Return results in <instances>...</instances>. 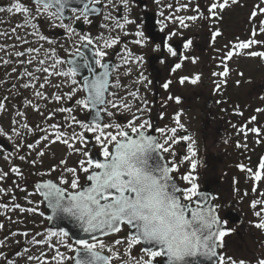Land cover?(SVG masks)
Listing matches in <instances>:
<instances>
[{
    "label": "snow or ice",
    "instance_id": "1",
    "mask_svg": "<svg viewBox=\"0 0 264 264\" xmlns=\"http://www.w3.org/2000/svg\"><path fill=\"white\" fill-rule=\"evenodd\" d=\"M155 2L159 5L161 0ZM190 5L192 0L176 7L168 3L166 7L171 10L169 14L160 12L163 17L158 22L160 32H164L169 22L178 24L180 28H188L186 21L197 19L218 24L223 19L224 10L234 5L240 6L241 0H205L203 11L201 4L196 3L191 8L195 15H176L179 11L188 10ZM252 7L249 21H256L258 17L264 16V0ZM105 9L107 14L104 13ZM13 10L28 14L24 18V24L17 27H24L26 35L27 28L30 27L31 35L36 37V46H32L34 42L24 35H19L16 28L12 29L11 34L0 33L29 45L24 50L14 52L16 58L22 59L3 60V64H19L22 72L15 67L12 69L22 81L19 87L23 90L31 89L34 97L45 101V110L30 98L26 99L25 105L43 117V124L30 126L20 119L11 122L23 129L24 135L42 133L35 143L16 144L18 159L27 160L35 166L37 160H28L26 155L19 154V150L22 147L33 149L38 157H43L45 150L57 142L66 147L69 155L78 157L75 166H68V160L62 158L47 171L36 172L39 177H51L54 172H58V175L37 181L33 191L27 193L26 199L30 196L42 198L38 201L27 200L29 205L36 206L23 208L17 203L13 207L21 212H39L43 217L45 213L39 211L38 205L46 204L47 209L51 210L47 220L52 222L70 219L85 234L72 237L62 227L56 230L50 228L46 234L35 233L31 242L48 243L56 237L58 244H49L54 249L51 258L54 264H66L68 261H73L74 264H113L114 261H119L120 264H192L196 257L215 259L216 264H264V255L246 262L218 252L223 246V238L234 229L225 227L227 220H222L218 212L221 205L210 203L209 197L199 191L198 176L194 174L197 169V161L194 159L197 155L194 150L195 141L188 145L190 155L183 156L180 161L190 164L191 171L179 176L189 186H181L177 177L172 175L178 173L180 167V163L175 160L173 145L181 140H191L186 135L177 136V130L185 128L181 123L182 113L178 112L174 117L176 126L155 129L161 133V137L149 133L153 124L145 114L151 111L150 101L141 96L140 88L130 89L145 82L147 88L152 81L140 70L145 63L144 55L134 53L128 45L130 43L138 48H145L154 37L145 34L143 22L138 24L129 17L131 0H28L27 4L18 0L8 8L0 7V13H11ZM99 17L103 20L99 27L105 30L104 33L93 36L89 32L81 34L77 31L78 22L91 25L93 18ZM45 25L49 29L63 30L67 40H72V43L68 44L67 40L61 42L53 33L42 31ZM129 25H135L134 32L127 30ZM180 34L177 30H169L152 48L153 52L161 53V63L169 57L175 58L171 68L173 73L182 68L184 61L196 63L197 60L193 56L178 55L171 41ZM258 34H264V19L259 20L258 27L251 29L247 39H238L225 45L227 51L221 57L222 63L240 55L264 60V50H254L264 48V41L256 39ZM121 35H132L134 39L122 42ZM221 35L219 28L214 29L211 41L214 43ZM192 44V39H187L184 49H190ZM117 45L122 46L120 50L111 53L114 59L110 60L109 50ZM9 47L16 48V44ZM4 50L5 46L0 45V51ZM59 50H63L64 55H60ZM29 66L34 70H30ZM133 66L137 70L136 79L131 85L123 83L121 77L131 76ZM121 69L124 71L121 72ZM228 74L226 65L222 72L213 73L214 76L225 77ZM238 75L243 76V73ZM53 78H56L55 83ZM199 80V74L181 76L178 83L195 85ZM172 83L171 79L167 80L162 84L163 89L169 90ZM236 83L239 85L240 81ZM219 87L217 85V90ZM46 88L55 91L47 93ZM65 88L68 90L64 91ZM129 98L135 104L130 103ZM8 99L6 96L0 100V110L5 108L2 101ZM167 100L181 103L180 96L168 95ZM49 103L59 106L48 109ZM255 112L264 113V108H256ZM58 113L67 114L63 117V123H47L53 121ZM78 113H84L87 118H78ZM238 114L243 115L242 112ZM16 115L24 118L26 113L17 110ZM118 117L128 118L122 123L118 121ZM256 120L257 116L253 115L247 123ZM238 131L245 136L251 132L259 137L264 128H247V124H242ZM9 133L18 138L22 136L15 126H10L8 131L0 127V136L11 140L12 135ZM42 142L47 143H43V147L37 150ZM6 147L0 145V154L4 153ZM237 147L241 145L237 143ZM164 153H171L172 160L165 161ZM11 157V153L4 156L5 160H10ZM239 167L244 169V165ZM258 167L260 171L255 175L257 181L264 178V158ZM10 171L19 177L24 175L18 166L11 167ZM247 171L252 172V169ZM8 174L0 169V181ZM16 188L26 191L19 184ZM255 190L254 188L253 191ZM7 191L0 187V193ZM8 207L7 203H0V208ZM251 207L258 218L254 227L264 230V201L254 200ZM3 227L0 224V229ZM121 232H125V235L109 241L101 239ZM21 235L28 236V233ZM137 246L139 254L133 255L132 250ZM60 247L74 255L60 251ZM0 258L4 259L5 264H12L3 251H0ZM27 259L39 260V257L29 255Z\"/></svg>",
    "mask_w": 264,
    "mask_h": 264
},
{
    "label": "flooded vegetation",
    "instance_id": "2",
    "mask_svg": "<svg viewBox=\"0 0 264 264\" xmlns=\"http://www.w3.org/2000/svg\"><path fill=\"white\" fill-rule=\"evenodd\" d=\"M18 0H0V7L8 8ZM21 3H28V0H19ZM260 0H241L240 6H232L229 9H225L222 13L223 19L218 23L212 21H205L203 19H197L196 21H186L189 24L188 28H180L178 24L168 23V27L164 32H160L159 21L163 20L160 16V12L164 11L165 15H168L171 11L166 7L168 3H172L174 7L187 3V0H161L158 5L155 0H131V10L129 17L137 21V23H144L145 34L154 39H150V42L145 48H138L136 45L129 43V48L136 54H143L145 63L143 68L140 69L144 72V75L152 81L150 85L145 88L144 84L135 85L130 90L140 88L141 96L146 97L150 101L151 111L145 115L149 117L153 124V129L149 132L155 134L158 138L161 137V133L155 131L156 128H171L176 126L174 117L179 112L181 115V123L185 125L184 129L177 130V136H189L191 140H181L178 144L173 145V150L176 153L175 160L180 163L183 156L190 155L188 152V145L195 141L194 150L197 155L194 159L197 161V169L194 173L198 176L197 183L199 184V191H202L207 186L211 190L212 204L221 205L218 209L219 215L222 220H227L226 213L229 210L238 211L243 217L241 224H232L227 220L226 226L229 229H234L223 238L222 248L218 249V252L233 258L236 257L235 247H239V252H243L245 255L250 252L254 257L251 259L254 261L257 257L264 255V243L263 233L261 229L254 227L258 218L254 215V209L251 207V202L254 200L264 201V193L257 191L255 186V172L258 169L259 162L264 153V142L261 141L259 149L261 153L256 156V151L253 152L255 147L247 145L244 147L247 139L244 137L257 135L248 132L247 136L239 132V128L242 124H247V128L262 127L264 128V113L255 112L256 108H264V73H259V70L254 72V75L247 76L244 80H241V76L238 75L239 63L238 57L234 56L231 60H227L224 63L221 61V57L224 56L227 49L225 45H230L232 42L240 39V11L241 6H253L259 3ZM196 3L201 4V10H204L205 0H192V5L188 10L179 11L176 15H195L191 10L192 6ZM107 14V10H104ZM115 14V13H114ZM27 13H0V31L2 28L11 25V20L16 24V32L19 35H24L34 39L32 46H36V37L29 35V27L27 28V35L25 34L24 27H17L24 24V18ZM16 18H15V17ZM149 16V21H148ZM103 22L102 17L93 18V23L77 24V31L83 34L89 32L93 36H97L100 33H104L105 30L100 28L99 25ZM150 22V23H149ZM14 27L12 26V29ZM219 28L222 35L216 38L213 43L211 41V32ZM129 32L135 31V25L127 26ZM177 30L180 35L173 37L171 43L176 48L178 55L180 56H193L196 57V63H192L191 60L183 62L181 69L176 70L175 73L171 71L173 61L175 58H167L164 63H161V53L153 52L152 48L155 43H159L161 38L169 31ZM42 31L51 32L55 35L56 39L64 42L67 40L66 34L61 29H49L44 26ZM1 33V32H0ZM107 35V33H105ZM75 39V37L73 38ZM134 36L129 35L127 37L121 35V41H131ZM187 39H192L193 44L190 49H184V43ZM43 44V42H40ZM68 44L72 43V40H67ZM16 45H21L19 41H15ZM48 47V45H44ZM122 45H117L115 48L110 49L109 59H114L111 53L120 50ZM60 55H64L63 50H59ZM118 63V61H117ZM225 65L228 68L229 74L225 76H214L213 73H219L224 70ZM124 69H121L123 72ZM200 75V80L197 84L193 85L186 82L184 85H180L178 80L181 76H194ZM137 70L133 66V72L131 76H122V82L131 85L132 81L136 79ZM259 77V78H258ZM173 81L169 90H165L162 84L167 80ZM240 81L237 85L236 81ZM247 83V84H246ZM217 85H220L217 90ZM123 94V93H122ZM168 95L180 96L181 103L176 104L175 101L167 100ZM17 99H20L17 97ZM129 102L135 104L129 98ZM135 107L133 108V111ZM242 112L243 115L238 113ZM257 116V120L252 123H247L248 119L253 116ZM59 118V117H58ZM78 118L86 119L84 113H78ZM128 117L120 118L119 122H126ZM43 123H31V126ZM235 126V127H234ZM78 130V129H77ZM38 134H29V143H35L38 139ZM264 135V132H263ZM244 136V137H243ZM37 146V150L43 147ZM58 143V142H57ZM237 143L241 147H237ZM55 144L49 147L53 148ZM257 145V144H256ZM61 150V159L66 158L68 160V166H75L78 157L69 155L68 151L65 153V146ZM241 150H244L242 152ZM254 153L251 155L250 153ZM46 153V150H45ZM166 161H171V153L163 154ZM36 155V150L29 149V160L35 159L37 163L35 166L29 164V193L33 191L34 184L41 179L55 178L58 172L52 173L51 177H39L35 173L38 171H47L50 167L58 164L61 159H45ZM239 165H244L242 170ZM251 168L252 172H248L247 169ZM189 162L180 163L179 172L173 173V176L177 177V182L183 186L188 187L183 180L179 179V176L190 172ZM83 183V179L81 181ZM236 183H240L239 189L236 187ZM256 189L253 191V189ZM247 193V194H245ZM19 193H17L18 195ZM215 197V199H212ZM29 199L33 201L41 200L39 196H30ZM19 201V199H17ZM29 205V204H28ZM226 205V207H225ZM36 205H29L33 207ZM39 211L45 213V216H41L39 224L30 225L37 232L47 231L51 227L48 225L47 209L44 204L38 205ZM258 210V209H257ZM40 216L39 212L33 214ZM56 230L58 228H51ZM261 231V233L259 232ZM126 232V230H125ZM125 232H121L112 237H101L105 241H109L120 236L125 235ZM69 242H71L69 240ZM246 243V245L244 244ZM248 243H252L255 247L254 251L246 250ZM245 245V246H244ZM60 251L65 252L68 255H73L67 251V249L60 247ZM133 255L139 254V246L132 250ZM198 260H192V264H216V260H208L204 257H197ZM159 259V258H158ZM54 264V262H53ZM66 264H73V261H68ZM113 264H120L119 261H114Z\"/></svg>",
    "mask_w": 264,
    "mask_h": 264
},
{
    "label": "rangeland",
    "instance_id": "3",
    "mask_svg": "<svg viewBox=\"0 0 264 264\" xmlns=\"http://www.w3.org/2000/svg\"><path fill=\"white\" fill-rule=\"evenodd\" d=\"M253 10L252 6H241L240 11V39L245 40L250 36L251 29L255 26L258 27L259 20L264 19V16L258 17L256 21H249V14ZM15 17V16H14ZM16 18V17H15ZM11 25L15 28L16 24L14 21L11 20ZM12 26L8 25L5 28H2L1 33H12ZM47 27V25H46ZM32 32V29L29 27V35ZM27 39L34 41L33 38L27 36ZM257 40L264 41V34H258L256 36ZM15 39L8 38L6 36L0 35V45L5 46L4 51H0V73L4 74L3 81L1 82L3 85L0 86V95L3 93L9 97L8 102H3L5 104V108L0 110V127H3L6 131L10 128V126H15L21 132L22 136L20 138L16 137L14 134L9 133L12 135V139L10 140L13 144V152H11L12 157L10 160H5L4 156L8 155L9 153L0 154V169L5 172H8V176L3 180L0 181V187L7 189L6 193H0V203H7L9 207L7 209L0 208V224H3L4 227L0 229V244L3 246L0 247V251H3L5 255L8 257L12 264H53L51 258L54 255V249L49 246V244H58V239L53 237L52 240L48 243L42 244H34L31 242L32 239L29 238L35 235L37 231L33 228L31 231L29 230V225L39 224L40 220H42L41 216L33 215V213L29 212H21L19 209H15L13 206L15 204H20L21 206L25 205L23 208H27L26 204L28 205L27 193H29V164L26 161H21L18 159V154L16 150V144L20 143L23 145H27L29 143V134L24 135V130L19 128L18 125H12L11 122L14 120H22V122H27L31 126V123H44L43 117H41L38 113H36L32 108L26 107V99L30 98L33 100V103L38 104L42 110L44 109L45 101L38 100L36 97L33 96L32 90H23L19 87V84L22 83L17 78V73L13 72L12 69L15 67L21 72L23 71L22 67L19 64L10 62L9 64H3V60H15V59H22L16 58L14 56V52L17 50H24V48L28 47L29 45H16V48L9 47V45L15 43ZM33 45V44H32ZM36 45V44H34ZM254 50H264V48H255ZM8 53V54H6ZM238 63L240 65L239 72L243 73L241 76V80H244L247 76L254 75L256 70H259V73H264V60L259 58H249L246 55H240L238 57ZM30 70H34L32 66H29ZM39 75V74H37ZM259 78V77H258ZM25 79H27L25 77ZM53 82H56V78H53ZM247 84V83H246ZM13 85H17V87H13ZM68 89H64L67 91ZM45 91L47 93H51L55 91L52 88H46ZM19 97L20 99H17ZM1 100V99H0ZM54 103L48 104V109L58 107ZM17 110L23 111L26 113L24 118L18 117L16 115ZM67 115L66 113H58L57 116L53 121H47V123H63V117ZM59 117V118H58ZM51 131V129H49ZM244 137V136H243ZM247 139L245 142L246 145L250 147H255L256 149L253 152L256 153V156L261 153L259 146L261 141L264 142V135L263 132L257 138L254 136L244 137ZM257 140L260 142L258 143ZM257 144V145H256ZM64 145L60 144L59 142L54 145L53 148L49 147L46 149L45 159H61V150L64 148ZM67 149L65 148V153ZM244 152V150H241ZM250 153L254 155V153ZM264 153V152H262ZM19 154L26 155L29 160V151L26 147H22L19 150ZM264 154L262 155V157ZM264 158V157H263ZM18 166L21 171L24 173L23 177H19L16 174L10 171L11 167ZM28 167V170L27 168ZM259 169H256L253 172L255 175L259 172ZM19 184L21 188L26 189V191H22L19 188H16V185ZM236 187L238 190L240 183H236ZM255 186H257V191L264 193V178L257 181L255 180ZM19 190L20 195H15L16 191ZM9 197H8V196ZM13 196L15 199H13ZM19 199V201H16ZM8 200V201H7ZM27 232L28 236L21 235L22 233ZM12 233H17V235H12ZM41 234H46V231L39 232ZM43 237H37V239H41ZM246 245V243H244ZM244 245V246H245ZM246 250L254 251L255 247L252 243H248L246 246ZM237 252L236 260H245L246 262H251L252 258L254 257L250 252H247L246 255L243 252H239V247H235V253ZM32 255L34 257H39V260L33 259L29 261L27 257ZM0 264H5L4 259L0 258Z\"/></svg>",
    "mask_w": 264,
    "mask_h": 264
},
{
    "label": "water",
    "instance_id": "4",
    "mask_svg": "<svg viewBox=\"0 0 264 264\" xmlns=\"http://www.w3.org/2000/svg\"><path fill=\"white\" fill-rule=\"evenodd\" d=\"M148 21H149V16H148ZM150 23V22H149ZM150 134L154 135L152 132H150ZM4 145H6V149L8 150H11V147L6 144L5 141H1ZM165 160V158H164ZM202 193L206 194L208 197H209V200L211 199V191H210V188L207 186V188H205L204 190L201 191ZM210 203H212V201L210 200ZM49 213L48 215L51 214V210L48 209ZM227 218L234 222V223H241V217L239 216V214L237 212H233V211H229L227 213ZM50 225L51 226H60V227H63L65 228L67 231H69V234L72 236V237H77V236H83L85 234L81 233L78 226L75 224L74 221H71L70 219H63V220H57V221H52L50 222ZM228 228V227H227ZM194 260H198V258H194Z\"/></svg>",
    "mask_w": 264,
    "mask_h": 264
}]
</instances>
